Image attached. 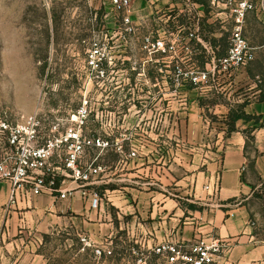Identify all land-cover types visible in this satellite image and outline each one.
<instances>
[{"label": "rangeland", "instance_id": "obj_1", "mask_svg": "<svg viewBox=\"0 0 264 264\" xmlns=\"http://www.w3.org/2000/svg\"><path fill=\"white\" fill-rule=\"evenodd\" d=\"M176 3L187 11L179 12L177 6L167 8ZM191 7V0H132L131 6L121 11L113 9L109 0H0V115L4 111L38 114L73 126L76 122L71 117L86 108L83 134L87 137L108 139L112 132L120 135L149 129L154 142L134 158L139 164L146 160L150 168L139 172L141 177L135 176L133 180L137 182L133 184L180 194L174 185L177 175L186 183L181 194L185 217L188 210L193 211L191 205H196L197 210L205 208L187 189L192 187L195 174L192 145L176 138L182 139L188 132L185 121L191 110L182 107L189 106L190 101L198 100L204 106L227 101L224 94L217 93L224 80H218L217 73L227 70L213 58L199 88L189 91L185 86L204 71L192 60L200 50L191 41ZM218 9H225V14L217 15L214 29H210L215 38L208 40L219 39L222 50L230 46L235 17L230 16L227 6L220 5ZM181 18L187 19L189 25L182 28ZM252 21L250 37L254 43L262 44L264 23ZM160 38L166 43V52L153 45ZM171 44L175 49L170 51ZM205 46L206 57L215 54L211 43ZM245 66L258 76L264 90V47ZM251 94L241 88L232 94V99ZM212 108H205L204 114L217 128L223 119ZM47 133L46 129L43 135ZM248 148L251 155L257 153L255 143ZM179 149L184 151L179 153ZM97 155L98 151L90 148L84 160ZM101 159L110 165L119 157L108 151L100 155ZM125 161L129 160L118 165L119 174L127 172ZM250 174L258 180L251 169ZM249 203L255 240L261 243L264 200L253 196ZM86 225L85 221L82 224L73 219L46 230L25 228L5 234L9 225L2 222L0 264H166L155 250L164 241L148 246L137 233L127 229L96 239L89 236ZM191 244H187V252ZM97 249L103 253L99 255ZM214 264L244 263L232 261L224 253ZM248 264H264V258Z\"/></svg>", "mask_w": 264, "mask_h": 264}, {"label": "crops", "instance_id": "obj_2", "mask_svg": "<svg viewBox=\"0 0 264 264\" xmlns=\"http://www.w3.org/2000/svg\"><path fill=\"white\" fill-rule=\"evenodd\" d=\"M163 1L160 0V3ZM237 1L239 0H191L195 39L203 45L209 44L208 38H215L210 29H214L217 15L225 14V9L221 11L217 8L220 5L224 8L227 6L230 16L235 17L233 8ZM251 1L257 3L259 0ZM176 6L179 12L187 11L179 3L167 5V8ZM253 19L264 23V11L260 8L249 10L244 22V35L255 48L256 57L257 50L264 47V42L256 44L250 37L249 29ZM257 77L246 66L223 73L220 71L217 79L224 80L219 84L217 93L224 94L228 98L226 102L216 101L204 106L198 100H192L189 106L182 107L191 110L185 121L188 132L184 138L176 140H186L192 145L190 152L195 164L192 187L187 189L191 195L194 194L197 203L204 204L205 208L188 210L189 215L185 217L181 194L185 191L186 183L184 178H178L177 175L174 176V185L180 194H167L152 187L135 186L133 182L137 181L133 178L140 176L139 172L149 170L150 165L146 160L143 164L136 163L137 158L132 157L131 152L143 154L141 150H147L146 147L155 139L146 128H143L142 133L128 131L119 135L112 132L107 137L112 145L103 150L96 149L97 162L102 165L103 171L92 184L83 188L70 183L66 199L41 194L18 196L14 202H10V183L0 180V223L9 225L5 234L25 228L46 230L79 219L80 223L85 221L87 224L89 236L96 239L125 229L129 233H137L148 246H152L153 242L166 240L190 245L203 236L221 240L226 245V255L232 261L248 264L263 259L264 240L261 243L255 240L253 211L249 203L254 192L264 184V101L258 99L263 89L259 86ZM208 87L211 89L210 85ZM241 88L252 91L251 96H234L232 99V94ZM201 90H204L203 86ZM212 106L223 119L217 128L204 114L205 108L211 110ZM230 113L260 116V119L256 123L254 119L240 118L235 122L236 130L229 133L227 123ZM249 128H254L252 135L255 141L250 142L255 143L257 149L254 155L249 151L245 133ZM211 144L216 147L212 148ZM180 150L179 153L184 151ZM108 151L114 152L119 160L110 165L100 160V155ZM144 154L149 155L146 152ZM151 154L155 155L153 151ZM124 159L129 160L125 161L128 164L127 172L119 174L118 165ZM250 169L257 174L258 180L253 179ZM216 184L218 190L213 193L212 188ZM207 185L210 186L209 190L205 188ZM83 192L98 194L99 203L96 208L90 206ZM233 198L236 200L229 202Z\"/></svg>", "mask_w": 264, "mask_h": 264}, {"label": "built area", "instance_id": "obj_3", "mask_svg": "<svg viewBox=\"0 0 264 264\" xmlns=\"http://www.w3.org/2000/svg\"><path fill=\"white\" fill-rule=\"evenodd\" d=\"M116 11L128 9L132 0H109ZM260 8L264 11V0L253 3L251 0H239L233 11L235 26L227 54L219 59L224 70L237 69L255 59V48L244 35V22L249 10ZM193 36V34H191ZM163 52L167 51L163 39L153 43ZM175 49L174 44L169 50ZM215 60V59H214ZM208 76L206 71L192 77L195 83ZM88 111L79 110L71 117L75 125H63L59 120H50L38 114L14 115L4 111L0 115V180L10 183V202L18 196L49 194L66 199L70 183L79 188L92 184L103 171L98 157L85 161L88 149H106L112 144L102 137L90 138L83 134ZM48 133L43 135L44 130ZM136 156V151L131 152ZM65 185V186H64ZM209 190L210 186L205 187ZM215 193L217 184L212 188ZM92 208L99 203L97 193L83 192ZM186 243L166 240L156 247V252L164 257L166 264H214L226 252V245L215 238L198 237L191 244L189 252ZM101 255L103 250L97 249ZM111 251H109L110 253Z\"/></svg>", "mask_w": 264, "mask_h": 264}, {"label": "trees", "instance_id": "obj_4", "mask_svg": "<svg viewBox=\"0 0 264 264\" xmlns=\"http://www.w3.org/2000/svg\"><path fill=\"white\" fill-rule=\"evenodd\" d=\"M180 20H181L180 26L182 28H184L185 26L189 25V22H186L187 19L181 18ZM191 34H193V38L191 40L192 43L196 44V48L198 50H200V53L198 55L192 57V60H193V62L195 64H197V66H199V68H201L204 71H206L207 65L212 62L213 58L216 61H219V59L224 57L227 54L228 50H229V47H230L229 45L228 46L226 45L221 50L220 48L222 47V44L220 43L219 39H213V40H211L210 43L212 45V48L214 49L215 54L214 55H209V57H206L207 48L201 42L196 41V39H195L196 37H195V33L194 32H191ZM172 83H173V81H172ZM184 84H185V86L187 87V89L189 91L194 89V88H196L198 86L197 83H195L194 81H191V80H190V82H187V83H184ZM258 99H259V101H264V90H262V93H261V95H260V97ZM240 118H244L246 120L254 119L256 121V123H258L259 119H260V116H252V115H247V114L230 113L229 121L227 123L228 124V132L229 133L236 130L235 122L238 119H240ZM262 126H264V123H263ZM253 130H254V128H249V129L245 130V133H246V136H247V142L249 144H250V142H254L255 141V138L252 135ZM250 164L253 165V162H251ZM253 196L264 200V184L262 185V187L258 191L254 192ZM235 200L236 199L233 198V199H230L229 202H234ZM190 207L193 210H197L198 209V207L196 205H191Z\"/></svg>", "mask_w": 264, "mask_h": 264}]
</instances>
